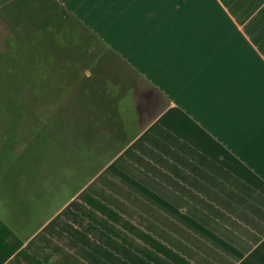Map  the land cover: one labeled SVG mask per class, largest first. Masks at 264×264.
<instances>
[{
    "label": "crops",
    "instance_id": "1",
    "mask_svg": "<svg viewBox=\"0 0 264 264\" xmlns=\"http://www.w3.org/2000/svg\"><path fill=\"white\" fill-rule=\"evenodd\" d=\"M0 9V32L18 34L0 52L4 80L21 71L54 98L37 134L58 161L85 160L106 199L96 215L48 186L0 187V264H264V42L220 0Z\"/></svg>",
    "mask_w": 264,
    "mask_h": 264
},
{
    "label": "rangeland",
    "instance_id": "2",
    "mask_svg": "<svg viewBox=\"0 0 264 264\" xmlns=\"http://www.w3.org/2000/svg\"><path fill=\"white\" fill-rule=\"evenodd\" d=\"M220 1L250 41L258 45L264 42V0ZM2 11L0 9V16L3 14ZM11 37L12 33L0 34L1 49L5 48L4 46ZM18 45L20 48L21 43ZM7 63L11 64V61L4 55L0 56V69L2 70H0V187L14 190L15 187L23 184L48 186L46 193L48 199L50 196L63 202L73 197L90 199L96 206L94 208L96 215L104 212L101 206L104 205L106 199L102 192L93 194L94 183L92 182L90 183L91 188L87 187L91 178L86 174V161L71 162V160L64 159L58 161L56 157L62 159L65 155L56 152L57 146L54 139H50L48 135H43V137L42 134L36 132L41 122L47 124L51 120L50 123L54 125V118L59 115L60 111L58 104L55 105L54 98L49 99L36 95L38 86L32 87L31 81H24L23 78L20 80L23 75L21 71L16 73L15 80H4ZM27 84H31L34 90L23 89V86ZM5 87L11 92L10 96L7 95V90H4ZM67 115L70 116L68 112ZM64 116L62 114V117ZM46 131L48 133L50 130L46 129ZM62 132H65V129H62ZM61 147L64 149V146L60 145V149ZM51 174L54 175L53 187L50 186ZM59 184L60 187H58ZM119 214L118 209H112L108 215L117 217ZM193 244L197 247V244L194 242ZM171 258V261L177 259Z\"/></svg>",
    "mask_w": 264,
    "mask_h": 264
},
{
    "label": "trees",
    "instance_id": "3",
    "mask_svg": "<svg viewBox=\"0 0 264 264\" xmlns=\"http://www.w3.org/2000/svg\"><path fill=\"white\" fill-rule=\"evenodd\" d=\"M0 34L2 35V34H4V33H3V32H0ZM17 35H18V34H12V37L10 38V40L8 41V43H9L14 37H17ZM5 38H6V37H5ZM8 43H7V44H8ZM4 49H5V48H4ZM4 49H3V48H2V49L0 48V52H2Z\"/></svg>",
    "mask_w": 264,
    "mask_h": 264
}]
</instances>
